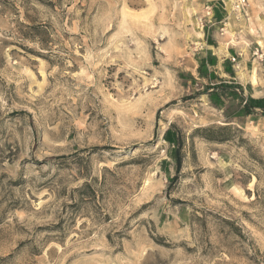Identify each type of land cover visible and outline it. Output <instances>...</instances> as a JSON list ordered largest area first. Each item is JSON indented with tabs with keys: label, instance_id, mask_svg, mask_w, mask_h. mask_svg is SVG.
Wrapping results in <instances>:
<instances>
[{
	"label": "rangeland",
	"instance_id": "rangeland-1",
	"mask_svg": "<svg viewBox=\"0 0 264 264\" xmlns=\"http://www.w3.org/2000/svg\"><path fill=\"white\" fill-rule=\"evenodd\" d=\"M237 1L0 0V264H264V116L196 79L264 99Z\"/></svg>",
	"mask_w": 264,
	"mask_h": 264
},
{
	"label": "crops",
	"instance_id": "crops-1",
	"mask_svg": "<svg viewBox=\"0 0 264 264\" xmlns=\"http://www.w3.org/2000/svg\"><path fill=\"white\" fill-rule=\"evenodd\" d=\"M247 5L248 2L246 3V6ZM249 13L252 19L258 16L260 21L264 24V0H251V2H249ZM212 39L214 40L213 43L212 44L206 43V46L208 50H211L212 59H213L212 67L214 68V70L213 71L204 70L207 72L206 75H203L201 73L202 69L198 70L196 79L198 81L204 82L203 84H207L206 85V87H208L207 89H210L209 93L213 91L212 89L214 87H216L215 89H218L219 87H222L221 85H223L224 87V85H228V84L229 85L237 84L238 86L241 87V90H237V91L240 95H243L245 101L248 100V98H253L257 100L263 99V98H257L254 95H250V97L245 95V86L243 85V83H240L239 81L235 80L233 76V71H234L233 68L235 66L232 64L231 59L234 57H237V59H239V57L242 55V53H240L237 49L238 46L236 45V47H234L233 45H230L231 44L230 42L227 44V47H222L220 39L214 37H212ZM230 48H234L235 51L234 49H230ZM237 61L238 60H236V62ZM202 68L207 69L205 66H203ZM217 69L220 73L217 71ZM206 87L204 88L206 89ZM206 95H208L209 99L211 98L210 94H206ZM216 98L224 100L223 96L220 97L217 96ZM258 111L260 112L261 110L259 108H256V112Z\"/></svg>",
	"mask_w": 264,
	"mask_h": 264
},
{
	"label": "trees",
	"instance_id": "trees-1",
	"mask_svg": "<svg viewBox=\"0 0 264 264\" xmlns=\"http://www.w3.org/2000/svg\"><path fill=\"white\" fill-rule=\"evenodd\" d=\"M202 75V74H201ZM222 87H219L218 89H215L216 87H212L213 91L211 93H209L210 89H207L208 87H206L205 89V92L206 94H210V97L212 98V100L214 98H216L217 96L220 97V96H223V97H232V98H235L237 96H239V98L241 99V101H243V111L248 114V115H251L253 113L256 112V108H259L262 113V115L264 116V99H260V100H257V99H253V98H248V100H244V97L243 95H240L238 94V91L237 90H241V87L240 86H237L235 87L233 84L232 85H221ZM222 89H225V90H221ZM226 94V95H225ZM216 96V97H215ZM172 127L170 128V130L167 132L166 134V137H165V140L171 144H173L174 146H177V149H176V163H177V168H176V171H177V174L179 175L180 173V170H181V166H182V157H181V145L182 143L180 142V139L177 135V137H172ZM177 178V177H175Z\"/></svg>",
	"mask_w": 264,
	"mask_h": 264
},
{
	"label": "built area",
	"instance_id": "built-area-1",
	"mask_svg": "<svg viewBox=\"0 0 264 264\" xmlns=\"http://www.w3.org/2000/svg\"><path fill=\"white\" fill-rule=\"evenodd\" d=\"M246 3L247 0H239L236 3L233 4L232 7V11L235 15H237L238 17H241L243 15H245L246 13ZM225 28L222 29V35H224V30L227 28L228 23H225ZM233 62H236V58H232Z\"/></svg>",
	"mask_w": 264,
	"mask_h": 264
}]
</instances>
